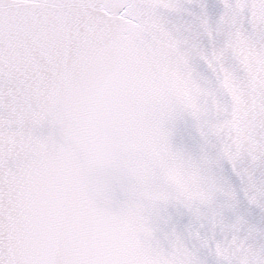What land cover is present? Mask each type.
Returning a JSON list of instances; mask_svg holds the SVG:
<instances>
[{"label":"snow or ice","instance_id":"snow-or-ice-1","mask_svg":"<svg viewBox=\"0 0 264 264\" xmlns=\"http://www.w3.org/2000/svg\"><path fill=\"white\" fill-rule=\"evenodd\" d=\"M0 264H264V0H0Z\"/></svg>","mask_w":264,"mask_h":264}]
</instances>
